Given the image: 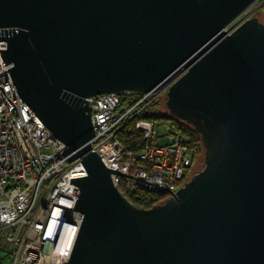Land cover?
Listing matches in <instances>:
<instances>
[{"label": "water", "instance_id": "obj_1", "mask_svg": "<svg viewBox=\"0 0 264 264\" xmlns=\"http://www.w3.org/2000/svg\"><path fill=\"white\" fill-rule=\"evenodd\" d=\"M253 3L0 0L5 72L86 174L70 179L82 221L63 264H264V22L226 30ZM163 90L168 115L203 147L201 169L175 194L107 169L90 146L87 99ZM111 174L172 195L137 208Z\"/></svg>", "mask_w": 264, "mask_h": 264}, {"label": "built area", "instance_id": "obj_2", "mask_svg": "<svg viewBox=\"0 0 264 264\" xmlns=\"http://www.w3.org/2000/svg\"><path fill=\"white\" fill-rule=\"evenodd\" d=\"M262 7L264 0H254L251 8ZM241 22L234 26L232 22L226 30L234 31ZM4 48L1 42L0 50ZM10 68L0 57V88L17 111L14 117L13 106L0 95V253L7 255L6 264H63L82 221V215L73 211L79 188L70 179L86 174L79 160L69 163L61 155L65 146L20 101L5 72ZM164 92L137 95L127 108L121 106L122 96L113 93L87 99L94 131L90 146L107 169L117 167V172L130 177L164 184L175 194L187 181L191 165L185 138L167 131L162 138L169 142L161 144L156 125L136 119ZM132 131L144 143L138 152L123 146L118 138ZM111 181L123 196L134 190L148 191L134 186L132 178L111 174ZM170 192L165 198L171 197Z\"/></svg>", "mask_w": 264, "mask_h": 264}, {"label": "trees", "instance_id": "obj_3", "mask_svg": "<svg viewBox=\"0 0 264 264\" xmlns=\"http://www.w3.org/2000/svg\"><path fill=\"white\" fill-rule=\"evenodd\" d=\"M263 10L264 7L260 8L258 11H256V13L258 12L259 14ZM128 94L130 93L121 95L122 96L121 106L125 108L130 106V104H127L123 100V97ZM159 99L160 98H157L156 100L149 103V105L137 115L136 119L149 120L157 126L158 124H164L168 131L167 132L168 134L171 133L174 135L178 134L179 136L184 137L185 138L184 145L187 149H189L191 153V166H192L194 162L197 161L196 158L199 157V155L200 157L203 158V147L200 141V136L193 130L192 127L188 126L187 124L175 118L170 117L166 111L165 104H164V111H158L157 107L159 105V101H158ZM165 100L166 98H164V101ZM156 137L159 138V143H161V139H164L162 138V135L161 136L156 135ZM118 138L121 144L127 147L128 149H130L132 152H138L144 144L141 135L136 131H132L131 133L123 132L119 134ZM124 196L135 207L144 208V209H148L154 205L161 204L165 199L164 195H159L157 193L144 191V190H134L130 193L124 194Z\"/></svg>", "mask_w": 264, "mask_h": 264}, {"label": "rangeland", "instance_id": "obj_4", "mask_svg": "<svg viewBox=\"0 0 264 264\" xmlns=\"http://www.w3.org/2000/svg\"><path fill=\"white\" fill-rule=\"evenodd\" d=\"M252 16H258L261 21H264L263 11L258 14V12L256 13V11L255 12L253 11V8H250L247 11H245L241 16H239V18L236 19L232 25L234 26V25L238 24L239 22H241V21H243V20H245L247 18H250ZM163 94L166 95V92L159 94L158 97H157V98H160L158 100L159 101V105L157 107L158 108V111H164V104H165V101H164V98L165 97L164 96L165 95H163ZM136 99H137V95H134V94H128V95H125L123 97V100L127 104H131ZM166 132H167V129H166V126L164 124H158V126L157 125L155 126V135H157V136H161L162 135L163 136V135L166 134ZM168 141H169L168 138L161 139V143L162 144H166ZM196 160L197 161L194 162V170H193L194 172H192L190 174V176L188 177V179L194 173H196L197 171H199L201 169L202 165H203V158L200 157V155H199V157L196 158ZM167 198H165L164 200H166ZM6 257H7V255H5L4 253H0V264H6Z\"/></svg>", "mask_w": 264, "mask_h": 264}, {"label": "flooded vegetation", "instance_id": "obj_5", "mask_svg": "<svg viewBox=\"0 0 264 264\" xmlns=\"http://www.w3.org/2000/svg\"><path fill=\"white\" fill-rule=\"evenodd\" d=\"M193 170H194V164H193L192 166L190 165V168H189V170H188V172H187V175H186V176H187V177H189V176H190V174H191L192 172H194Z\"/></svg>", "mask_w": 264, "mask_h": 264}, {"label": "crops", "instance_id": "obj_6", "mask_svg": "<svg viewBox=\"0 0 264 264\" xmlns=\"http://www.w3.org/2000/svg\"><path fill=\"white\" fill-rule=\"evenodd\" d=\"M263 15H264V10H263ZM264 18V17H263Z\"/></svg>", "mask_w": 264, "mask_h": 264}]
</instances>
